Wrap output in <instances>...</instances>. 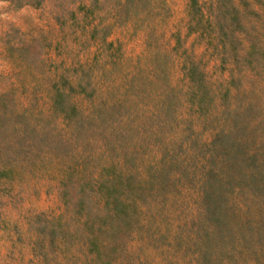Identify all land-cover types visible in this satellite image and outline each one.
I'll return each mask as SVG.
<instances>
[{
    "label": "rangeland",
    "instance_id": "obj_1",
    "mask_svg": "<svg viewBox=\"0 0 264 264\" xmlns=\"http://www.w3.org/2000/svg\"><path fill=\"white\" fill-rule=\"evenodd\" d=\"M197 1L206 11L212 7L211 0ZM255 2L260 16L254 2L246 6L243 27L232 26L235 36L222 55L220 40H208L209 20L198 21L191 0H4L0 264H80L75 250L88 231L78 221L80 186L68 189L65 225L52 230L46 218L65 209L59 180L81 175L84 183L94 181L125 152L131 164L138 160L143 167L155 158L162 167L150 170L136 190L145 223L104 232L107 254L139 256L143 264H193L182 216L202 184L213 190L231 230L232 239L217 247L240 246L244 230L237 218L246 212L238 205L247 202L245 210L256 216L251 181L242 175L244 156L256 150L264 157V38L256 26L264 19V0ZM241 29L263 53L230 55L229 48L242 45ZM193 53L208 72L201 86L184 73ZM208 158L218 172L220 166L229 171L226 179L209 176ZM257 197L264 210V191ZM86 210L103 223L93 195L85 199ZM64 230L58 250L55 237ZM261 242L253 237L251 246ZM61 252H72L71 262ZM225 255L229 262L223 263L236 264L237 255Z\"/></svg>",
    "mask_w": 264,
    "mask_h": 264
},
{
    "label": "trees",
    "instance_id": "obj_2",
    "mask_svg": "<svg viewBox=\"0 0 264 264\" xmlns=\"http://www.w3.org/2000/svg\"><path fill=\"white\" fill-rule=\"evenodd\" d=\"M251 2L255 3V6L251 7V9L260 16V5L255 0H211L212 7L208 11L200 5L197 6V0H191V5L196 7V12L199 16L198 21L205 17L210 22L211 27L208 32V40L215 38L220 40L217 44L219 47L218 53L224 55L227 52V46L231 42L230 37L235 36L234 32H230L233 28L232 26L239 25L243 27L241 15L248 8L246 6H250ZM256 5H258V8H256ZM262 19V17L258 18L256 26L260 34L259 36L264 38V19ZM240 32L244 35L240 38L242 45L240 49L236 48L232 50L229 48L231 56H239L240 52H242V57L245 58L248 55L253 56L257 52H262L258 44L246 36L247 32L245 30L241 29ZM195 56L194 54L189 61L184 62V73L192 86L196 84L201 86L204 85L208 72L204 65L199 64L200 61ZM223 59L225 58L221 57V60ZM197 74L199 78H197ZM227 81H232V78ZM225 90H229V86ZM196 102L199 106L201 105L199 99ZM213 143L215 145V141ZM166 156L169 157V154L166 153ZM223 158H225V155ZM244 158L248 166L245 167L242 175H247L251 181L250 198L255 203L254 212H249L256 214V216L247 213L245 210L250 204L247 202L240 203L238 209L240 212H246L243 217L237 218V222L244 230L240 246L232 244L229 249L227 247H217L224 245L222 242H228L232 239L231 230L227 226L225 214L221 212L219 200L212 194L213 190L209 186L199 185L193 191V205L182 216L183 222L188 224L187 233L184 238V247H190L193 264H226L223 262L225 260L229 262L228 256L225 255L227 253L239 256V258L233 256V263L236 264H264V210L260 206H257L256 202L259 200L258 194L264 191V157H260L256 150H251L245 153ZM149 159L145 160V166L143 167L138 160H134V164H131L130 159L127 158V152H125L120 158H116L115 161L108 163L110 172L105 175L100 174V176H96L94 181L91 179L89 182L84 183L82 180L84 177L81 175L70 181L64 180L63 177L60 178L59 183L63 189L61 194L64 198L63 205L65 209L62 212L47 213L46 218L50 222V225L53 226L52 230H55V226L57 227L59 224L62 225L64 223L65 225L71 213L69 207L72 203V197L68 196V189L70 185L76 184L80 186L81 195L78 200L80 214L78 215V221L82 225H88V231L77 242V249L75 250L80 256L77 259L80 264H143V260L139 256L138 258H134L127 255L107 254L103 249L107 243V239L103 234L104 232L120 228L143 226L145 223L146 217H140L143 210L139 202L140 196L136 194V190L144 181H147L150 170L155 172L162 167L161 159ZM207 160L209 162L207 173L210 177L215 178L220 177V175L223 179L228 177V170H224L223 166H220L219 174L218 169L211 163V159L208 158ZM3 169L0 168V174L4 172ZM89 194L94 196L95 202L102 211L103 223L101 224H96L93 218L89 216L87 210L82 212V206L85 205V199ZM65 230L62 234L55 237L58 250L66 242L65 234L67 231ZM253 237L254 243L257 241L262 242L252 247L251 239ZM174 238H178V236L175 235ZM178 241L177 243H180V239ZM73 245L74 242L72 243ZM222 251H225L223 255L220 254ZM71 254L72 252H61V259L65 257L66 262H71L67 259L68 255L71 257ZM173 256L174 258L177 257V255ZM55 263L62 264V261L58 262L56 260Z\"/></svg>",
    "mask_w": 264,
    "mask_h": 264
},
{
    "label": "clouds",
    "instance_id": "obj_3",
    "mask_svg": "<svg viewBox=\"0 0 264 264\" xmlns=\"http://www.w3.org/2000/svg\"><path fill=\"white\" fill-rule=\"evenodd\" d=\"M4 6V0H0V7Z\"/></svg>",
    "mask_w": 264,
    "mask_h": 264
}]
</instances>
